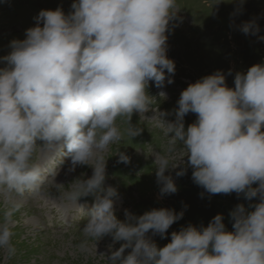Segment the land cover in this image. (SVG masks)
<instances>
[{"label": "clouds", "instance_id": "obj_1", "mask_svg": "<svg viewBox=\"0 0 264 264\" xmlns=\"http://www.w3.org/2000/svg\"><path fill=\"white\" fill-rule=\"evenodd\" d=\"M71 8L68 15L59 8L41 10L26 38L13 40L11 52L0 58L7 64L0 68V190L17 197L38 190L46 170L33 156L38 148H57L60 157L70 159L69 171L77 165L93 168L64 198L87 216L85 238L111 235L114 243L124 242L109 264H264V64L237 73L234 88L219 71L189 84L177 102V121L159 119L165 134H174L170 144L179 141L186 150L196 184L210 194L242 193L249 201L259 196L260 202L254 211L238 204L230 212L233 232L217 214L207 227L189 224L173 231L171 242L159 248L147 234L163 238L183 212L160 208L131 217L126 211L134 222L119 221L117 190L104 187L103 153L122 138L117 117L128 118L129 136L140 133L130 120L134 112L149 109V81L162 88L167 76L173 83L175 63L167 58L165 33L176 0H74ZM241 30L255 34L259 28L245 22ZM189 112L197 119L185 129ZM118 162L129 158L121 153ZM155 164L161 194L175 193L165 172L177 164L165 156H155ZM184 174L185 169L177 172ZM88 195L95 199L85 211L78 200ZM20 206L0 222V249L9 255L15 253L11 217ZM86 246L85 239L80 247Z\"/></svg>", "mask_w": 264, "mask_h": 264}, {"label": "rangeland", "instance_id": "obj_2", "mask_svg": "<svg viewBox=\"0 0 264 264\" xmlns=\"http://www.w3.org/2000/svg\"><path fill=\"white\" fill-rule=\"evenodd\" d=\"M73 2L0 0V58L11 52L10 44L13 40L26 38V30L36 26L35 18L41 10L59 8L68 15L73 11ZM175 11V17L169 21L165 33L166 55L175 63V73L170 77L173 83H167V76L162 88H157L154 82L149 81L146 88L150 97L149 109L143 114L134 112L130 120L133 127L141 130L140 133L134 137L129 136L128 118L117 117L116 125L122 138L110 144L103 153L106 159L104 187L111 186L117 190L114 215L119 221L134 222L125 215L126 211L131 217H139L160 208L183 212L182 218L170 226L163 238L149 231L147 236L159 248L171 242L173 231L179 232L189 224L197 227L206 218V213L215 215V211L220 213L224 207H227L225 211H229V208L234 209L238 204H243L249 211L251 205L253 207L260 202L259 196L249 201L242 193L210 194L196 184L192 179L194 169L188 162L186 150L179 141L170 144L174 134L167 136L161 121L165 124L177 121V102L189 84L219 71L224 74L226 85L234 88L237 73L246 74L251 66L264 64V40L260 39L264 37V0H176ZM245 22H252L254 27L258 26L259 31L245 34L241 30ZM6 66V61L0 59V68ZM160 92L166 95L161 96ZM196 119L195 113L186 114L183 118L185 129ZM49 149L38 148L33 162L41 160V150ZM121 153L129 158L128 163L118 162ZM155 156H165L170 165L177 164L176 168L170 167L165 172L177 186L175 193L161 194ZM70 167L67 156L58 155L55 161L50 162L43 182L34 192L38 195L37 203H28L24 200L26 196L17 197L15 193L0 191V222L4 220V213L13 210L18 202L10 203L9 199H3L4 196L24 200L11 217V243L15 253L9 255L6 250L0 249V264H109L111 253L124 242L114 243L111 235L84 237L82 228L87 216L80 212L75 203L65 199L64 193L72 189V183H78L76 180L90 178L93 168L77 165L74 171H69ZM181 169H185V174L177 176ZM64 171V178L53 180ZM252 187H258V184ZM40 198L43 200L40 201ZM94 199V195L81 197L78 205H84L87 211ZM85 239L87 246L82 249L80 244ZM130 251V248L126 249L124 255Z\"/></svg>", "mask_w": 264, "mask_h": 264}, {"label": "bare ground", "instance_id": "obj_3", "mask_svg": "<svg viewBox=\"0 0 264 264\" xmlns=\"http://www.w3.org/2000/svg\"><path fill=\"white\" fill-rule=\"evenodd\" d=\"M43 149V148H42ZM58 152H59V149H57V148H51V150L49 149V150H43V152H42V150H41V160L38 162L41 166H42V168H44L45 170H47V168H49V166H50V162H52V161H55L56 159H57V157H58ZM57 155V156H56ZM60 157V156H59ZM61 157H64V156H61ZM55 159V160H54ZM36 162V163H37ZM68 171V170H67ZM45 172H47V171H45ZM64 174H65V171L61 174H58L55 178H53V180L54 179H58V178H64ZM53 176V175H52ZM47 177V176H46ZM45 177V178H46ZM49 177H47V179H48ZM60 179V180H61ZM52 180V181H53ZM55 182V181H54ZM1 191V190H0ZM35 191H30V192H26L24 195H23V197H25L24 198V200H26L28 203H37L38 201H39V199H38V195L37 194H35L34 193ZM2 194V193H1ZM7 195V194H6ZM35 196V197H34ZM3 197V196H2ZM9 199V202L10 203H16V201H18L17 203H23V201L24 200H21V198H15V197H13V196H10V195H8V198H7V196H4L3 197V199ZM43 200V198H40V201H42ZM20 201V202H19ZM22 201V202H21ZM26 201H25V203H26ZM43 203V202H42ZM70 211L72 210V208H68ZM55 218V217H54ZM55 219H57V218H55ZM65 219V218H64ZM51 221H50V219L48 220V223H50ZM61 224V223H60ZM66 224V223H65Z\"/></svg>", "mask_w": 264, "mask_h": 264}, {"label": "trees", "instance_id": "obj_4", "mask_svg": "<svg viewBox=\"0 0 264 264\" xmlns=\"http://www.w3.org/2000/svg\"><path fill=\"white\" fill-rule=\"evenodd\" d=\"M226 208L227 207H224L220 213H218L219 211H215V213H214L215 215H211L210 213H206L207 215H204V217H206V218L202 219V221L199 222L197 227L198 228H200L201 226L207 227L213 217H215L217 214H222L223 215V223L225 225L226 230L229 232H233L234 231L233 221L231 220L230 212L234 209L231 207V208H229V211H225ZM250 211H254L252 205H251V209L249 210V212Z\"/></svg>", "mask_w": 264, "mask_h": 264}]
</instances>
